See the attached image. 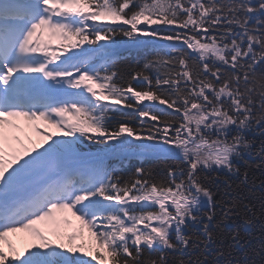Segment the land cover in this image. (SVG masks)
I'll return each instance as SVG.
<instances>
[{"label":"snow or ice","instance_id":"snow-or-ice-1","mask_svg":"<svg viewBox=\"0 0 264 264\" xmlns=\"http://www.w3.org/2000/svg\"><path fill=\"white\" fill-rule=\"evenodd\" d=\"M0 264H264V0H0Z\"/></svg>","mask_w":264,"mask_h":264},{"label":"trees","instance_id":"trees-1","mask_svg":"<svg viewBox=\"0 0 264 264\" xmlns=\"http://www.w3.org/2000/svg\"><path fill=\"white\" fill-rule=\"evenodd\" d=\"M125 65L134 66L133 61H128V60L122 61V67L125 66ZM126 70H128V69H126ZM256 175L259 176L260 173L257 172ZM241 223H242V221H237L235 224L230 225V227H232V228L237 227ZM260 232H261V227H260L259 223L251 229V234H252L251 243H252L253 246H257L259 244L260 241H259L258 237L260 235Z\"/></svg>","mask_w":264,"mask_h":264},{"label":"rangeland","instance_id":"rangeland-1","mask_svg":"<svg viewBox=\"0 0 264 264\" xmlns=\"http://www.w3.org/2000/svg\"><path fill=\"white\" fill-rule=\"evenodd\" d=\"M27 242H29V241H27Z\"/></svg>","mask_w":264,"mask_h":264}]
</instances>
